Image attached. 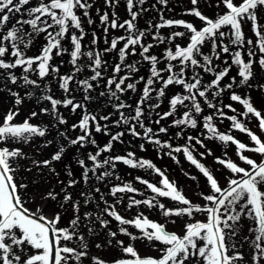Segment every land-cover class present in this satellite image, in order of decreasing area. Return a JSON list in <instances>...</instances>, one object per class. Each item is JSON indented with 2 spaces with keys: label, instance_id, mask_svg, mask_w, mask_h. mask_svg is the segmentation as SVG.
Segmentation results:
<instances>
[{
  "label": "snow or ice",
  "instance_id": "obj_1",
  "mask_svg": "<svg viewBox=\"0 0 264 264\" xmlns=\"http://www.w3.org/2000/svg\"><path fill=\"white\" fill-rule=\"evenodd\" d=\"M121 2L103 0L102 10L95 7L96 0H0V93L12 98L0 121V264H245L242 245L236 242L245 219L254 224L248 228L251 235L243 238L251 249V264H264V107H257L252 96L260 92L264 105V0H220L226 11L215 18L194 7L188 14L203 22L200 27L165 19L160 12V22L149 20L145 28L138 21L150 11L145 7L148 0H123L128 17L123 19L116 11ZM198 2L191 0L194 6ZM156 3L167 7L168 0ZM97 23L99 35L92 29ZM173 27L185 31L161 35L160 29ZM115 32L122 34L110 36ZM41 35L44 43L38 53L28 55ZM149 35L154 43L146 42ZM184 37L186 46L174 44ZM206 43L207 54L202 51ZM160 44L166 45L164 52L154 54ZM113 54L116 62L110 63ZM65 63L70 67L61 73ZM77 93L82 95L78 98ZM225 96L229 103H224ZM26 100L34 101L39 110L15 122ZM206 109L211 111L206 114ZM41 116L49 118L47 123L33 122ZM76 116L69 125V118ZM224 120L231 122L229 132L217 127L216 122ZM253 120L257 131L248 126ZM201 121L205 132L188 135L185 144L173 146V139H183L185 131L197 129ZM170 128L178 131L172 135ZM231 130L245 134L249 143L229 134ZM126 134L142 141L137 145L141 152L147 151L146 145L155 146L161 159L168 156L179 164L177 154L182 153L204 177L207 193H197L203 203L189 198L166 170L137 157L135 151L115 154ZM102 137H107L103 144ZM212 139L235 145L243 165L226 154L215 157L227 170L224 184L201 162L213 155L204 142ZM8 143L33 144L35 154ZM197 145L205 151L198 152ZM118 164L158 176L155 183L135 177L152 195L137 199L144 191L121 179ZM21 167L34 179L18 180ZM185 175L198 182L197 176ZM113 179L120 183L111 184ZM29 193L59 210H70L67 226H62L59 210L51 218L42 209L31 212L26 206ZM125 193L133 194L125 211L143 205L157 209L166 220L173 218V224L187 217L183 235L143 211L126 218L117 210L124 204L120 194ZM196 214L204 219H195ZM113 221L117 230H112ZM129 226L140 234L130 232ZM118 234L130 241L157 242L160 255L142 257L133 244L117 239ZM114 241L131 259L109 261L99 254Z\"/></svg>",
  "mask_w": 264,
  "mask_h": 264
},
{
  "label": "rangeland",
  "instance_id": "obj_2",
  "mask_svg": "<svg viewBox=\"0 0 264 264\" xmlns=\"http://www.w3.org/2000/svg\"><path fill=\"white\" fill-rule=\"evenodd\" d=\"M90 2H91V0H90ZM151 2H153V0H148V3L145 5V7L149 8L150 11L145 12L143 14V17L141 19H139V21H138V24H139L140 28H145L147 26V21H148L147 18H148L149 15L153 14L155 16L157 14H160V12H163V15H164V11H157L155 9H151V7L149 6V4ZM211 2L214 3V5H215V6L214 5L213 6H214V8L216 10V13H213L212 11L209 12V10H211L213 8L211 6ZM182 3H184V2L180 1V2H178L176 4L175 3L171 4L170 9L171 10H175V11H180L181 10V11L185 12L187 10V8H186V6L180 5ZM198 3L200 4L198 9L199 10L200 9H204V11L202 13L204 15L210 17V18H215L218 15H222L226 11L225 6L223 5V3L220 2V0H199ZM217 4H219V7L216 6ZM95 7H101V9L103 10V0H96ZM116 11H117V13L120 15V17L122 19L123 18H128L123 4H121L116 9ZM92 13H93L94 18H96L97 21H98V17H95V8H93ZM92 29L97 30V34L98 35L100 34V32L98 30V23H97V25H93ZM222 30L223 31H227V29H222ZM173 31H185V29L176 28V29H173L172 31H170V33L173 32ZM245 32L249 33V29H248L247 26L245 27ZM170 33H168V34H170ZM120 34H122V33L121 32H115V33H110V36L111 35H120ZM249 35H250V33H249ZM151 38H152L151 35H149L147 37V41L146 42H148ZM88 39H90V37H86L85 38L86 41ZM36 41L37 42L40 41L41 43H44L42 35L40 37H38L36 39ZM151 41H153V40H151ZM187 42L188 41H187L186 37L177 38L176 41H174V44L175 43H179V44H181V46H186ZM225 42L226 43L228 42L227 39H225ZM104 46L105 45H103V43L101 42L100 47L103 48ZM165 47L166 46H164L162 48V51H161L162 53L164 52ZM38 48H40V47L39 46L37 47V45H35V43H34V46L28 52V55L37 54L38 50H39ZM209 49H210V44L206 43V45L204 46L202 51H204L207 54L209 52ZM156 53H158V49L156 50ZM223 58H226V57H223ZM64 60L67 61L68 57L65 56ZM115 62H116V60H115V57H114V54H113V57L110 59V63H115ZM69 67L70 66L67 63H65V65L61 68V73L66 72L69 69ZM235 72H236V69L234 67L231 74H235ZM52 87H53L54 92L56 93V96L60 97L62 95V93L59 90L58 86L56 85L55 81L52 82ZM140 87L142 88V86H140ZM13 89L14 90H20V89H17L15 86H13ZM76 95L79 98L82 95V93H77ZM252 96H253V98L255 100V103H256L257 107H264V105H262V103H261V94H260V92L253 91L252 92ZM11 103H12V98L7 96L5 93H0V121L3 120V116L7 112L8 108L11 105ZM224 103H229V100L226 99ZM234 106L237 107V108H240V106L237 105V104H234ZM93 107H95V105H93ZM31 110H37L38 111L39 109H38V106H36L34 104V101L26 100L25 104L21 107L20 115L17 117L15 122H22L25 118H27V116H28V114L30 113ZM62 110H63V112H66L65 109H61V111ZM228 114L232 115L231 112H228ZM65 115L68 116L69 113H65ZM77 117L78 116L70 117L69 118V125L74 120H77V119H75ZM48 119H49L48 117L41 116L38 119L34 120L33 122L34 123H39V122L43 121V122L47 123ZM216 123H217V127L219 128V130L221 132H229L230 123H231L230 121L224 120L222 123H220L219 121H217ZM248 126L253 131H257L256 122L254 120L252 122H250L248 124ZM176 130L177 129L172 128L173 132L176 131ZM191 130L192 129H187L185 131L186 135L182 139L181 142H174V139H173L171 141L173 146L185 144L186 137L188 135L195 136V135H199L200 132H205L206 131V130H204L202 128V121H201V126L198 127L197 129H195V133H191ZM229 134L235 136L237 139H240L242 142L249 143V140H248L247 136L245 134H242V133L238 132L237 130H231ZM201 138H203V137H201ZM40 142H41L40 138H37L36 141H35L36 144H38ZM204 142L207 145V147L212 150L213 155L212 156H207V158L205 160H201V162L205 163V165L207 167H209V169L215 173V175L220 179L221 184H224L225 183V179L224 178H225V176L228 175V173H227L226 169H224L222 166H220L219 164H217L215 162V157L224 158L225 154H226L227 158H229V159H231L233 161H236L237 163H241V166H243L242 162H240L238 160V157L236 155L235 145H231V144L225 145L223 142H220L218 139L205 140ZM7 146H9L10 148L11 147H23V150L26 153L35 154L34 151H33V149H34V145L33 144L20 145V144H15V143H8ZM196 148H197L198 152H204L205 151V149L204 148H200L199 145H197ZM89 150H91V148ZM118 152L119 151H117V153ZM245 154L246 155H252L251 153H245ZM45 155H47V151H45V153H43L40 158H44ZM177 155H178V159H179V164H176V162L173 161L168 156H164L163 159H161L155 151L150 153V157H151L152 162L155 163L157 165V167H160L162 170H166V174L169 176V178L172 179V180H175L177 182L178 186L183 189L184 193L189 198L193 199L196 202L203 203V201H200L198 199L197 193L199 191H201V190H203V191H205V193H207V188L205 187L204 177L201 174H199L198 170L185 159V157H184V155L182 153L181 154H177ZM196 155H197V159H200L198 154H196ZM118 166H119L118 167L119 169L123 170L122 175H120L119 172H118V175L121 176V179L124 182H132L134 187L144 191V196L137 195L136 196L137 199H140V198L144 199V198L152 195L148 190H146L144 188L143 185H140L138 182H136L135 178L134 179H130L131 178L130 175L134 173V172L132 173V170H130L132 168H130L128 166H125V165H122V164H118ZM59 167L60 166L57 165L58 170H59ZM127 168H128V174L127 175H128V177H130V178L127 177L128 180L126 179L125 174H124V169H127ZM142 171H143V169H138L133 174L134 177H136V173H138V176H140L139 174H142ZM185 173H188L189 175L197 176L198 182L189 179L188 176L185 175ZM22 176L26 177L25 182H28V181L34 179L33 176L23 172V167H21L20 173L17 174V179L19 180ZM60 178L61 179L65 178L63 173H61V177ZM146 179H149L151 182L155 183V182H158V180L160 178L158 176L152 174V173H148V176L146 177ZM50 182L53 185H55L56 184L55 178H52ZM118 183H120V181H116L114 179L111 182V184H118ZM111 184L109 185V187H111ZM58 190L59 189H57V191ZM102 191L106 192L107 189L106 188H102ZM120 195L124 196V204L119 205L117 210L120 211L121 214L124 215L126 218H132L133 216H135L137 214L138 211H143L146 216L148 215V212H150L151 214L148 217H151L152 219H154V221H158V222H161V223H166L167 224V229L169 231H175L178 234L183 235V233H184V223H185V221L188 220L187 217L177 218L176 219V223L173 224L171 222V220L173 218H168L166 220L160 214V212L157 209H150L149 210L145 206L141 205L140 208H138V209L137 208H133L130 211H125V207H126L127 202H128V196L133 195V194L125 193V194H120ZM29 196H30V199H29V202H28V204L26 206L33 213H35L37 211V209H42L43 210V214H46L49 218H51L53 213L59 210L54 203L49 202V201H41L38 194L37 195H32V193H29ZM108 199L110 201L112 200L111 197H108ZM163 202L170 203L168 201H163ZM59 211L61 212V216H62V226H67V221L72 216L71 211L67 210V209L59 210ZM195 219L203 220L204 216H203V214H196ZM249 226H253L254 227V224H253V222L251 220L245 219V220L242 221V230H241V232L239 234V237L237 238V241H236L238 245H242L239 248V250L245 253V256H246L245 264H251V259H250L251 249H250L249 243H246L243 240V238L245 236H250L251 235L248 232ZM111 227H112V230H117L115 221H113ZM129 231L133 232L136 235L140 234L135 228L130 227V226H129ZM117 239L123 240L126 246L129 243L133 244L134 247L137 249L138 253L140 252L142 254V256L154 255V256L158 257L160 255V253L156 250L157 248L160 247V245L157 242H152V244H149L147 241L140 240V239H138L136 241H130L127 236H123V235H119V234H118ZM113 245L114 246L112 248L106 249L103 252H99V254L102 257H104L105 259L109 260V261H111V260H113L115 258L131 259L130 256H126L125 254H123V252L120 249L115 247V241L113 242ZM94 251H96V250H94Z\"/></svg>",
  "mask_w": 264,
  "mask_h": 264
}]
</instances>
